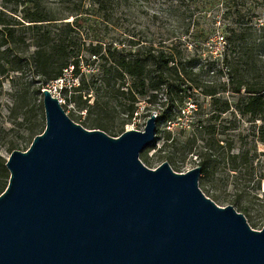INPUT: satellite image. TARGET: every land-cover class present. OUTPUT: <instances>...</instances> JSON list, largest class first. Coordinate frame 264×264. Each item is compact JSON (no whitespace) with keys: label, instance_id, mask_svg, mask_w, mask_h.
Returning <instances> with one entry per match:
<instances>
[{"label":"rangeland","instance_id":"1","mask_svg":"<svg viewBox=\"0 0 264 264\" xmlns=\"http://www.w3.org/2000/svg\"><path fill=\"white\" fill-rule=\"evenodd\" d=\"M35 8L54 18L50 24L42 22L38 31L24 19ZM0 12L15 23L12 39L0 47V163L12 150L27 149L33 135L45 127L40 79L31 59L35 40L41 41L38 34L71 46L128 43L131 58L148 48L170 51L178 74L168 72L158 89L136 93L137 107L130 120L124 112L126 96L99 84L102 70L97 61L89 64L85 51L78 75L73 76L70 67L63 69L46 88L72 120L87 129L94 128L90 122L96 123L97 129L114 137L127 129L143 130L155 111V139L139 153L141 162L155 168L166 161L174 171L185 172L206 161V170L198 176L204 195L220 206L231 205L243 188L240 202L250 209L248 224L253 229L264 226V209L259 205L264 179H258L264 173L260 154L264 143L258 139L263 121L237 109L243 89L228 90L230 72L264 82V0H0ZM224 27L238 37L222 38ZM54 54L53 69L65 57ZM223 56L227 68L220 73L209 68ZM124 82L125 89L131 80L125 77ZM71 85L77 88L61 90ZM210 85L217 90L214 96L203 93ZM184 95L188 98L180 103ZM225 101L229 108L222 111ZM165 110H170L172 120L159 118Z\"/></svg>","mask_w":264,"mask_h":264},{"label":"water","instance_id":"2","mask_svg":"<svg viewBox=\"0 0 264 264\" xmlns=\"http://www.w3.org/2000/svg\"><path fill=\"white\" fill-rule=\"evenodd\" d=\"M45 127L5 161L0 264H264V226L198 187L200 167L145 166L155 139L143 130L110 136L72 120L40 90Z\"/></svg>","mask_w":264,"mask_h":264},{"label":"trees","instance_id":"3","mask_svg":"<svg viewBox=\"0 0 264 264\" xmlns=\"http://www.w3.org/2000/svg\"><path fill=\"white\" fill-rule=\"evenodd\" d=\"M14 1L32 2L33 0ZM24 19L29 23H33L27 24V26L33 25L32 28H35L37 31L39 27H41L39 25H42V22H47L46 24H50V21L54 20V18H50L46 10H40L38 8H35V10L30 15L25 16ZM75 19H77V17H75ZM11 24L15 23H12L9 19H6V16L0 12V47L7 44L9 40L12 39L13 27ZM222 31L226 33L222 38L231 40L234 37H238V34H236L234 30L229 32L224 27ZM44 36L45 35L43 34H38L36 39L40 38L41 41L38 42L35 40V50L31 55L32 62L34 63L36 69L34 73L40 79L39 82L41 89L46 87L47 82H51L60 78L62 75V70L67 69L68 67H70V72L73 76L78 75L81 72L79 63L82 61V53L85 51L89 56V64H94L97 61L99 70H102V73L99 75L98 79L99 84L108 91L112 90L115 95L126 96L128 104L124 112L126 114V118L129 120L133 117V114L136 111V93L145 94L146 89H158L160 85L165 83L168 72H173L176 75L178 74L177 61L170 51L164 52L163 50H158L154 52L153 48H148L147 53L138 54L134 58H131L128 52V43L116 45L114 42H109L103 46L102 42L98 41L95 43L90 42L86 46L84 43L79 46H71L64 44L60 39L59 42H51L50 39L45 40L43 38ZM54 53L65 56L64 59L58 63L55 69L52 67L54 63ZM225 61V56H223L220 61L213 60L209 68L220 73L225 65L227 68ZM125 77H128L131 80V83L128 84V87L124 89L122 87L125 83ZM81 82H83V80H81ZM228 82V90L233 93H240L241 89H243L245 94L244 97L240 98L238 101L239 104L237 109L239 112L244 115H249L252 120L261 119L263 121V123L258 127V139L264 143V82L259 81L254 77L245 79L242 78V76L239 77L238 75H233L232 72L228 73ZM78 86H80V84ZM76 88L77 87L71 85L69 88L67 86L61 87V90L63 89L64 92H68L69 89L75 90ZM203 93L209 96H214L217 93V90L215 86L210 85L203 90ZM150 97H154V94H152ZM185 98H188V96H181L179 98L180 103H182ZM170 100H172L171 97ZM95 103L97 104L98 101ZM228 108L229 104L227 101H225L222 111L227 110ZM167 111L169 112L166 113V110L161 112L159 114V118L163 120H172L174 117H172L170 114V110ZM89 125L93 126L94 128H100L96 126V123L93 122H90ZM200 125L201 122L199 121L197 126ZM42 131L43 130H41L40 133ZM34 136L35 134L33 137ZM260 154L264 156V149ZM246 155L247 153L243 154L244 163L248 161ZM5 161L0 163V193L5 189L9 178V173L5 167ZM236 168L237 167H235L233 170H236ZM205 170L206 161H201L200 173L204 172ZM258 179H264L263 172L259 174ZM242 190L244 189L241 188L238 190L239 194L235 199H233L231 205L234 206L237 211L241 212L248 221L250 219V209L247 205L240 202V193ZM260 198L261 200H259V205L264 209V192L261 194Z\"/></svg>","mask_w":264,"mask_h":264}]
</instances>
